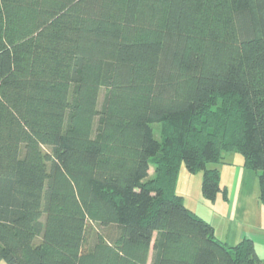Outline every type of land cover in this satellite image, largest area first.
<instances>
[{"label": "trees", "instance_id": "1", "mask_svg": "<svg viewBox=\"0 0 264 264\" xmlns=\"http://www.w3.org/2000/svg\"><path fill=\"white\" fill-rule=\"evenodd\" d=\"M231 151L264 204V0H0V262L264 264L174 191Z\"/></svg>", "mask_w": 264, "mask_h": 264}, {"label": "rangeland", "instance_id": "2", "mask_svg": "<svg viewBox=\"0 0 264 264\" xmlns=\"http://www.w3.org/2000/svg\"><path fill=\"white\" fill-rule=\"evenodd\" d=\"M160 122L151 123L153 136L160 139ZM227 163L217 164L220 173V186L225 188L214 200L205 198L201 191L202 171H189L180 164L174 183V191L183 197L186 207L204 219L216 225L217 234L221 236L225 226L224 237L228 245L239 241L241 234L252 238L257 255L264 256V204L259 200L258 171L243 165V157L238 151L228 153ZM215 166L209 164V167ZM153 165L148 167V176L153 174ZM96 225H87V240ZM239 230V233H238ZM237 232L233 237L228 232ZM222 237V236H221ZM150 258L147 264H149Z\"/></svg>", "mask_w": 264, "mask_h": 264}, {"label": "crops", "instance_id": "3", "mask_svg": "<svg viewBox=\"0 0 264 264\" xmlns=\"http://www.w3.org/2000/svg\"><path fill=\"white\" fill-rule=\"evenodd\" d=\"M216 167L218 168V165H216ZM219 194V193H218ZM187 206V205H186ZM207 221H209L212 225H213V227H214V230H215V234L217 235V237H219L221 240H223L224 242H226L227 244H228V242L229 241H227V239H225V237H224V231H225V226H222L221 227V229H223V231H222V233H221V236H219L218 234H217V230H216V225L212 222V221H210V220H208V219H206ZM237 232H228V235L230 236V237H233L234 236V234H236ZM238 233H239V230H238ZM241 236L242 237H240V239L241 238H243V237H246V235L244 234V235H242L241 234ZM239 239V240H240ZM252 239V238H251ZM0 264H5L4 262H0Z\"/></svg>", "mask_w": 264, "mask_h": 264}]
</instances>
